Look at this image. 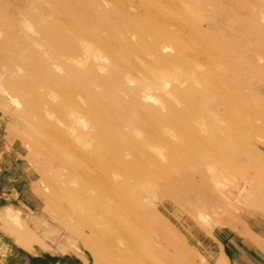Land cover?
I'll return each mask as SVG.
<instances>
[{
  "label": "rangeland",
  "instance_id": "1",
  "mask_svg": "<svg viewBox=\"0 0 264 264\" xmlns=\"http://www.w3.org/2000/svg\"><path fill=\"white\" fill-rule=\"evenodd\" d=\"M1 155L36 208L1 177L0 230L31 251L264 264V0H0ZM183 173L200 196L165 204Z\"/></svg>",
  "mask_w": 264,
  "mask_h": 264
},
{
  "label": "crops",
  "instance_id": "2",
  "mask_svg": "<svg viewBox=\"0 0 264 264\" xmlns=\"http://www.w3.org/2000/svg\"><path fill=\"white\" fill-rule=\"evenodd\" d=\"M1 157L0 178L2 177L3 181H6L4 187L14 189L17 195L18 193L22 195L20 206L27 205L30 208H34L36 206L35 199L30 198L29 193H26L25 190L29 189L31 185V182L24 178L25 174L29 175L26 171L27 169L24 166L15 167L13 157L9 156V159L6 155H1ZM30 244L29 246L20 242L17 244L9 235L0 230V264H72L70 261L64 259L58 260V257L37 252L35 249L31 251L32 245L30 246Z\"/></svg>",
  "mask_w": 264,
  "mask_h": 264
},
{
  "label": "bare ground",
  "instance_id": "3",
  "mask_svg": "<svg viewBox=\"0 0 264 264\" xmlns=\"http://www.w3.org/2000/svg\"><path fill=\"white\" fill-rule=\"evenodd\" d=\"M204 59V58H203ZM205 60V59H204ZM206 61V60H205ZM204 61V62H205ZM230 65V67L232 66H234L233 64H229ZM238 65V64H237ZM239 66V65H238ZM216 83L217 84H219L220 86H222L223 85V83H222V81L221 80H217L216 81ZM216 105V104H215ZM254 106H256V105H254ZM204 107H206V106H204ZM177 112V111H176ZM198 117V116H197ZM152 126V125H151ZM155 128H153L152 130H154ZM155 132H156V130H155ZM149 133V132H148ZM153 134V133H152ZM153 136V135H152ZM164 144V143H163ZM117 152V151H116ZM251 152V151H250ZM117 154V153H116ZM127 155V154H126ZM201 156V155H200ZM203 156V155H202ZM177 157V156H176ZM198 157V156H197ZM180 158V157H179ZM181 159V158H180ZM120 162V161H119ZM116 165V164H115ZM114 164H113V166H115ZM177 165H179V162L177 161V160H171V166L173 167V166H177ZM126 164H121V163H119V164H117V168H120V169H124V168H126ZM174 168V167H173ZM127 169V168H126ZM136 170V169H135ZM111 174V173H110ZM109 174V175H110ZM123 174V173H122ZM168 174V173H167ZM170 174V173H169ZM126 175V174H125ZM127 176V175H126ZM140 176H141V174H140ZM169 176V175H168ZM151 177V176H150ZM198 177V176H197ZM140 178H142V177H140ZM159 178V177H158ZM137 179V178H136ZM151 179V178H150ZM162 179V178H161ZM130 179H128V181H129ZM165 180V179H164ZM155 182H159L160 183V181L159 180H154ZM141 182V181H140ZM130 183V182H129ZM113 184V183H112ZM125 184V183H124ZM127 184V183H126ZM125 184V185H126ZM160 184H162V183H160ZM159 184V185H160ZM119 185V184H118ZM121 185V184H120ZM164 185V187H163V191H166L167 193H169L170 195H172L173 196V198L172 199H168V198H165V204H168V203H171V202H174L176 199H178V198H183V199H186L187 201H189V198H191V197H198V196H200L198 193H199V191H198V188H199V186H200V183H197V182H195L194 181V179L192 178V176L190 175V174H188V173H183L182 175H180V176H178L177 178H171L170 180H168V182H166V184H163ZM112 186V185H111ZM115 186V185H114ZM122 187H125V186H122ZM121 187V188H122ZM116 188V187H115ZM114 190V189H113ZM112 190V191H113ZM119 190V189H118ZM118 190H116V192H118ZM185 190H187L185 193H181L180 191H185ZM111 191V192H112ZM120 191V190H119ZM109 192V191H108ZM115 192V191H114ZM115 192V193H116ZM122 192V191H121ZM112 194V193H111ZM157 194V193H156ZM121 195H123L122 193H121ZM120 194H119V196H121ZM106 196H109V195H106ZM116 197V196H115ZM186 197V198H185ZM107 198V197H106ZM188 198V199H187ZM132 199V198H131ZM127 200V199H126ZM149 200V199H148ZM132 201V200H131ZM134 201H135V199H134ZM170 201V202H169ZM200 201V200H199ZM89 203V202H88ZM151 203H153V202H151ZM133 204V203H132ZM136 205V204H135ZM163 206V205H162ZM128 208L129 209H133L132 211H136V210H134V208H132L131 206H129L128 205ZM197 208V211H199V214H203L205 211H206V205L205 204H202L201 203V205H199L198 207H196ZM127 209V208H126ZM128 210V209H127ZM154 211V210H153ZM101 212V211H100ZM137 213L140 215V216H138V218H131L130 219V217H128V221H130V222H132L133 224H137V225H143L144 227H146V230H148V235H151V234H155V233H157V230H158V227L154 224V222L150 219V220H148V219H144V218H142V213H140L139 211H137ZM159 214V213H158ZM207 216V215H206ZM139 217L141 218V219H139ZM193 217V216H192ZM195 218V217H194ZM159 220V219H158ZM196 220V219H195ZM126 223V222H125ZM196 224V223H195ZM131 227V226H130ZM162 227V226H161ZM164 227V226H163ZM133 229V228H132ZM134 230V229H133ZM162 230V229H161ZM132 231V230H131ZM133 232V231H132ZM134 233H136V232H134ZM128 235V234H127ZM134 235H137V234H134ZM133 235V236H134ZM146 235V234H145ZM148 235H146V236H148ZM137 236H139V235H137ZM156 237H158V236H156ZM138 238V237H137ZM159 239V238H158ZM164 239V238H163ZM157 240V239H156ZM160 240V239H159ZM162 240V239H161ZM148 241H145V243H136L137 245H135V246H137V248H144V246H146V243H147ZM156 244H158V243H156ZM165 262V261H164ZM170 262V261H169Z\"/></svg>",
  "mask_w": 264,
  "mask_h": 264
}]
</instances>
